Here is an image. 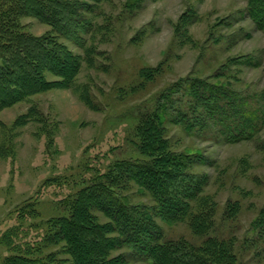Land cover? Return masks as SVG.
<instances>
[{"label":"rangeland","instance_id":"374dc122","mask_svg":"<svg viewBox=\"0 0 264 264\" xmlns=\"http://www.w3.org/2000/svg\"><path fill=\"white\" fill-rule=\"evenodd\" d=\"M69 1L93 6L82 12L88 32L80 45L58 36L79 57L73 88L51 87L0 111V262L14 245L20 252L32 247L33 256L57 252L72 264L60 252L62 243L45 244L50 223L67 216L78 192L116 163L154 158L141 150L137 128L165 106L166 151L193 156L185 172L198 186L189 203L193 212L203 204L212 213L210 228L200 236L187 220L164 221L133 182L117 180L115 192L151 211L164 242L199 247L212 238L230 246L238 264H264V31L248 18V0ZM20 23L32 35L57 36L36 18ZM186 78L229 97L206 94L200 101L180 83ZM46 80L58 78L48 73ZM204 106H220V125L229 114L249 112L257 134L229 142ZM184 122L193 126L188 130ZM113 254H123L127 264H147L125 248Z\"/></svg>","mask_w":264,"mask_h":264},{"label":"trees","instance_id":"16d2710c","mask_svg":"<svg viewBox=\"0 0 264 264\" xmlns=\"http://www.w3.org/2000/svg\"><path fill=\"white\" fill-rule=\"evenodd\" d=\"M89 1L96 4L102 0ZM92 8L89 3L69 0H0V111L51 87L73 88L80 69L79 57L59 42L58 36H66L80 45L81 34L88 32L84 26L88 20L82 12L91 13ZM246 14L257 29L264 31V0H248ZM24 17L36 18L50 26L57 36L51 31L32 35L20 23ZM48 73L58 80H46ZM189 81L190 78H186L180 83H188L186 90L200 101L205 102L206 94L224 96L220 94V88L207 82L193 84ZM176 91L177 85L168 93ZM221 101L227 108L231 107L227 99ZM164 107L143 117L137 128L141 150L146 149L154 158L148 162L116 163L110 173L98 175L78 192L67 216H60L50 223L52 232L47 234L45 244L62 243L60 252L68 255L72 264H127L123 254H113L122 248L147 264H238L230 246L212 238L199 247L185 241L164 242L151 211L144 206L131 205L127 198L115 192L117 180L133 182L150 197L155 204L154 211L156 209V214L164 221L187 220L191 230L200 236L210 228L212 213L203 204L198 205L199 212H193L189 203L198 186L187 182L189 177L185 172L193 156L166 151L167 141L160 128L166 111ZM204 108L214 124L219 125L226 138L231 140H227L229 142L252 140L258 132L249 112L240 110L229 114L220 125V106ZM28 115L21 118L26 119ZM179 115L186 117L181 112ZM234 116L237 119L240 116L243 123L230 122ZM3 126L0 121V127ZM185 126L189 130L193 125L185 123ZM94 212L103 214L108 222L100 223ZM29 248L30 252L26 249L20 252L21 249L11 245L10 249L16 251L0 264H66L57 258V252L33 256V248Z\"/></svg>","mask_w":264,"mask_h":264}]
</instances>
